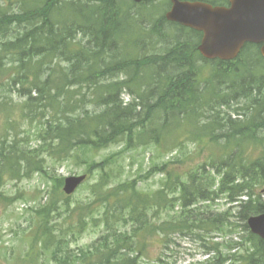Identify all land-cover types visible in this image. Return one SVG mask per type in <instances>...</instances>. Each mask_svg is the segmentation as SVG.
<instances>
[{"label": "trees", "instance_id": "16d2710c", "mask_svg": "<svg viewBox=\"0 0 264 264\" xmlns=\"http://www.w3.org/2000/svg\"><path fill=\"white\" fill-rule=\"evenodd\" d=\"M132 1L3 0L0 6V113L5 115L0 203L15 199L4 192L6 179L38 173L52 182L48 200L30 214L33 231L23 258L30 264H44L45 259L54 264H149L142 261L139 240L148 233H161L164 239L171 233H193L202 240L220 233L237 234L240 241H227V253L218 243L208 245L206 252L213 255L205 264H264V240L246 223L250 215L264 212V65L205 61L197 50L201 33L171 23L187 35L177 34L164 54L136 56L133 48L141 42L138 28L145 17ZM8 3L17 10L9 13ZM126 32L136 35L128 38ZM55 59L65 63H53ZM201 61L210 65H198ZM108 76L117 78L106 82ZM86 88L90 95L81 92ZM124 91L130 100L121 97ZM23 121L32 133L20 129ZM30 133L39 142L35 146L27 145ZM181 139L204 148L203 158L183 167L175 157L170 163H178L177 169L168 170V163L155 166L165 181L150 195L139 191L135 181L111 186L110 155L87 162L85 174L98 171L91 186L94 199L71 206L72 195L61 189L63 178L52 176L46 163V157L62 162L71 156L86 163V151L112 144L124 151L150 146L172 151ZM218 198L227 205L222 210L212 206ZM94 202L99 205L86 209ZM162 211L167 218L159 223ZM86 215L106 233L86 249L72 251L66 230L54 227V221H76L83 227Z\"/></svg>", "mask_w": 264, "mask_h": 264}, {"label": "rangeland", "instance_id": "374dc122", "mask_svg": "<svg viewBox=\"0 0 264 264\" xmlns=\"http://www.w3.org/2000/svg\"><path fill=\"white\" fill-rule=\"evenodd\" d=\"M132 2L137 13H140L142 18L145 17V21L140 25L143 28H138V31L142 33V39H140L141 42L137 48H133L134 55L164 54L172 46V43L175 44L177 34L184 37L187 35L186 32H178L176 27L163 21V14L168 9L167 0H149L143 4L140 2L137 5H135L136 2ZM3 5V0H0V6ZM5 6L8 8L9 13L17 10V6L13 3H8ZM18 28L22 29V27ZM20 29H16V31L19 32ZM157 29L160 33L156 32ZM123 35H128V38H131L132 35L136 34L126 32ZM79 37L78 34L77 39ZM81 42H84V39ZM245 59L246 57H242L240 62H244ZM4 62L5 65H9L7 60H4ZM58 62L62 65L65 63L58 59L53 60V63L57 64ZM240 62L237 61V65ZM200 64L203 65L205 62H198V65ZM206 65H210V63H206ZM118 77L123 78L124 76L119 74ZM116 78V76H108L105 81L112 82ZM88 91L89 89H82L81 92L88 94L90 93ZM121 97L124 101L131 99L125 91L121 94ZM14 99L16 100L18 97L14 95ZM240 104L237 103L236 105ZM89 109L90 111L95 110L93 106ZM4 117L5 115L0 113V132L3 129ZM21 123L20 129L29 130L32 133V126H27L24 121ZM31 133L30 137L27 138V145L35 146L39 142L34 139V135ZM21 136H24V132L21 133ZM180 142V147L171 148L172 151L169 148H154L152 146L124 151L122 145L112 144L99 151H86L82 155L83 158L87 159L86 163L75 160L74 156L62 162H52L46 157V163L52 176H61L64 179L67 176L85 173L87 162H99L111 155L113 157V164L110 166V172L113 174L111 186L117 185L119 182L135 181L139 191L150 195L165 181V174L158 172L155 166L159 167L161 163H168V170L170 168L177 169L179 167L178 163H170L175 157L181 159L183 167H188L194 162L197 163L203 158L205 150L202 151V149L204 148L201 149L200 146H195L187 139H181ZM86 175V181L71 196V206L75 205V202L85 205L94 199L91 186L97 181L98 171L94 170ZM4 183L5 194L13 196L15 199L9 205L0 203V264H30L23 258L25 250L30 244L28 239L33 231V221L30 214H32V209L38 206L39 203L42 205L48 200L52 191V182L40 177L38 173H33L29 178L19 179L18 181L6 179ZM112 203L113 201L110 204L112 205ZM98 205L97 202H94L91 204L92 208L86 209H94L93 207ZM212 206L214 209L222 210L227 205L223 198H218L212 203ZM97 210L98 216L95 213L94 219L99 218L101 213L100 208ZM86 212L87 210H85ZM166 218L167 215L162 211L157 221L161 223ZM84 221H86V224L83 227H79V223L77 224L76 221H71L70 224H67L66 220L54 221L56 223L54 227L59 224L60 227L66 230L67 236L65 238L68 241V248L73 249L72 251L78 248L86 249L106 233L104 227L99 222H92L88 215L84 217ZM71 224L72 229L68 228ZM71 231H74L73 235H70ZM236 233L239 232L236 231ZM230 239L240 241V236L237 234L223 235L215 233L214 236L202 240L193 233H171L167 239H164L161 233L155 237L148 233L144 239H139L140 243L144 245V247H141L140 253H142V261L149 264H205L204 259L208 245L218 243V248L222 253H227L226 242ZM136 248L139 249V247ZM231 251H234V248ZM210 255L213 254L210 253ZM44 264L54 263L45 259Z\"/></svg>", "mask_w": 264, "mask_h": 264}, {"label": "water", "instance_id": "95a60500", "mask_svg": "<svg viewBox=\"0 0 264 264\" xmlns=\"http://www.w3.org/2000/svg\"><path fill=\"white\" fill-rule=\"evenodd\" d=\"M170 1L166 19L202 32L198 50L203 57L231 60L245 42H261L260 51L264 56V0H229L228 7L201 1ZM85 178L84 174L65 177L63 192L72 194ZM247 225L264 240V213L250 216Z\"/></svg>", "mask_w": 264, "mask_h": 264}, {"label": "bare ground", "instance_id": "6f19581e", "mask_svg": "<svg viewBox=\"0 0 264 264\" xmlns=\"http://www.w3.org/2000/svg\"><path fill=\"white\" fill-rule=\"evenodd\" d=\"M133 1L136 2V3H140V2H142L143 0H140V1H135V0H133ZM142 4H143V3H142ZM169 33H170V32H169ZM246 52H247V51H246ZM252 55H253V54H252ZM135 66H136V65H135ZM147 66H148V65H147ZM153 66H154V65H153ZM153 66H152V69H153ZM32 67H33V66H32ZM166 67H167V66H166ZM166 67H165V68H166ZM30 68H31V67H30ZM88 69H89V68H88ZM169 69H170V68H169ZM209 69H210V68H209ZM91 70H92V69H91ZM139 70H140V68H139ZM142 70H143V68H142ZM170 70H171V69H170ZM224 70H225V69H224ZM152 71H153L154 73H156V72H155L156 70H155V71L152 70ZM152 71H150V74H152ZM178 71H179V70H178ZM184 71H185V70H184ZM249 71H250V70H249ZM126 72H127V71L125 70V73H126ZM140 72H141V71H140ZM97 73H98V72H97ZM122 73H123V72H122ZM133 73H134V72H133ZM135 73H136V72H135ZM143 73H144V72H143ZM148 73H149V71H148ZM166 73H167V72H166ZM169 73H170V72H169ZM172 73H173V71H172ZM178 73H179V72H177V74H178ZM223 73H224V72H223ZM126 74H128V72H127ZM129 74H130V73H129ZM129 74H128V75H129ZM144 74L146 75V73H144ZM162 74H163V73H162ZM167 74H168V73H167ZM132 75H133L132 77H134V74H132ZM140 75H141V74H140ZM147 75H148V74H147ZM147 75H146V76H147ZM155 75H156V74H155ZM158 75H159V74H158ZM173 75H176V74H173ZM222 75H223V74H222ZM222 75H221V76H222ZM94 76H95V75H94ZM97 76H98V74H97ZM129 76H130V75H129ZM137 76H139V74H138ZM218 76H219V75H218ZM140 77H142V76H140ZM155 77H157V76H155ZM160 77H161V76H160ZM135 78H137V77H135ZM158 78H159V77H158ZM180 78H181V76H180ZM226 78H228V76H227ZM131 79H132V78H131ZM150 79H152V77H151ZM197 79H198V78H197ZM129 80H130V77H129ZM139 80H140V79H139ZM141 80H142V79H141ZM143 80H144V79H143ZM143 80H142V81H143ZM145 80H147V79H145ZM156 80L159 81V79H157V78H156ZM173 80H174V79H173ZM176 80H177V79H176ZM183 80H184V79H183ZM233 80H234V79H233ZM120 81H121V80H120ZM120 81H119V82H120ZM137 81H138V79L135 80V82H137ZM142 81H141V82H142ZM158 81H157V82H158ZM143 82H144V81H143ZM148 82H149V81H148ZM148 82H146V83H148ZM151 82H152V80H151ZM151 82H150V83H151ZM113 83H115V82H113ZM138 83H140V82H138ZM135 84H136V83H135ZM140 84H143V83H140ZM168 84H169V82H168ZM177 84H178V83H177ZM146 85H147V84H146ZM157 85H158V84H157ZM166 85H167V84H166ZM175 85H176V84H175ZM128 86H129V85H128ZM136 86H137V85H136ZM147 86H148V85H147ZM159 86H161V85H159ZM119 87H120V86H119ZM151 87H152V84H151ZM151 87H150V88H151ZM168 87H169V86H168ZM204 87H205V86H204ZM208 87H209V86H208ZM215 87H216V86H215ZM76 88H77V87H76ZM79 88H80V86H79ZM114 88H117V87H114ZM139 88H140V87H139ZM145 88H147V87H145ZM156 88H158V87H156ZM165 88H166V87H165ZM206 88H207V87H206ZM86 89H87V88H86ZM112 89H113V88H112ZM130 89H131V88H130ZM148 89H149V88H148ZM202 89H203V88H202ZM209 89H211V88H209ZM114 90H115V89H114ZM114 90H113V93H114ZM116 90H117V89H116ZM127 90H128V87H127ZM135 90H138V89H135ZM155 90H156V89H155ZM187 90H189V88H188ZM148 91H149V90H147V92H148ZM167 91L169 92L170 90H167ZM88 92H89V91H88ZM127 92H128V91H127ZM136 92H137V91H136ZM147 92H146V93H147ZM156 92H157V91H156ZM181 92H182V91H181ZM212 92H213V91H212ZM78 93H79V92H78ZM80 93H81V92H80ZM140 93H144V92H140ZM140 93H139V95H140L139 98L141 97V100H142V96H143L144 94L141 96ZM166 93H167V92H166ZM206 93H207V92H206ZM210 93H211V91L209 92V94H210ZM76 94H77V93H76ZM88 94H89V93H88ZM121 94H122V93H121ZM148 94H150V93H148ZM148 94H147V95H148ZM162 94H164V93H162ZM153 95H154V94H153ZM153 95H152V96H153ZM160 95H161V94H160ZM199 95H200V94H199ZM206 95H207V94H206ZM210 95H211V94H210ZM214 95H215V94H214ZM158 96H159V95H158ZM163 96H164V95H163ZM171 96H172V95H171ZM135 97H136V96H135ZM145 97H146V96H145ZM154 97H155V96H154ZM76 98H77V97H76ZM143 98H144V97H143ZM160 98L162 99V97H160ZM163 98H164V97H163ZM201 98H202V97H201ZM73 99H74V98H73ZM149 99H150V98H149ZM156 99H158V97H156ZM156 99H154V100L156 101ZM170 99H171V98H170ZM87 100H88V99H87ZM87 100H86V101H87ZM152 100H153V99H152ZM189 100H190V99H189ZM205 100H206V99H205ZM211 100H212V99H211ZM72 101H73V100H72ZM127 101H128V100H127ZM165 101H167V100H165ZM155 103H156V102H155ZM157 103H158V102H157ZM74 104H75V103H74ZM137 104H138V103H137ZM144 106H145V105H144ZM152 106H153V105H152ZM182 107H183V106H182ZM150 108H151V107H150ZM196 111H197V110H196ZM174 113H175V112H174ZM184 113H185V112H184ZM116 114H117V113H116ZM189 114H190V113H189ZM191 114H192V113H191ZM114 116H115V115H114ZM120 116H121V115H120ZM126 117H127V116H126ZM135 118H136V117H135ZM104 123H105V122H104ZM134 124H135V123H134ZM139 127H140V126H139ZM101 128H102V127H101ZM127 132H128V131H127ZM119 137H121V136H119ZM107 140H108V139H107ZM224 140H225V139H224ZM262 142H263V141H262Z\"/></svg>", "mask_w": 264, "mask_h": 264}, {"label": "flooded vegetation", "instance_id": "af4514ba", "mask_svg": "<svg viewBox=\"0 0 264 264\" xmlns=\"http://www.w3.org/2000/svg\"><path fill=\"white\" fill-rule=\"evenodd\" d=\"M149 0H143L142 2H148ZM215 4L219 5H228V0H220L219 2H216ZM170 8V6H169ZM262 44H256L253 43L251 48L252 54L251 55V61L250 62H240L238 65H264V57L260 54V48Z\"/></svg>", "mask_w": 264, "mask_h": 264}]
</instances>
